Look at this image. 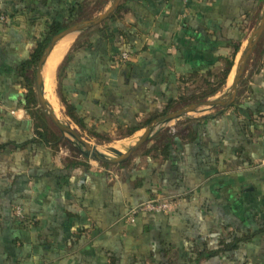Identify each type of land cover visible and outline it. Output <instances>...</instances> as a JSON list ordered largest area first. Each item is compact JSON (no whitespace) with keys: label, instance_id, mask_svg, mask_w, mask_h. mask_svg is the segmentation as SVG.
<instances>
[{"label":"crops","instance_id":"0c3cea01","mask_svg":"<svg viewBox=\"0 0 264 264\" xmlns=\"http://www.w3.org/2000/svg\"><path fill=\"white\" fill-rule=\"evenodd\" d=\"M110 1L0 0L6 17L0 21V264H195L190 252L197 246L217 248L231 236L252 239L199 264H264V32L247 64L238 110L206 115L216 119L200 132L201 152L185 147L182 178L166 171L158 153L114 176L70 169L49 145L32 143L36 128L21 66L46 23H67L71 8L82 5L75 22L89 20L91 3L102 4L100 15ZM263 14L264 0H122L110 21L57 42L68 43L57 75L77 43L90 44L73 53L62 95L88 128L127 133L198 77L221 70L236 46L238 55L248 44ZM123 52L130 59L120 64L115 56ZM155 170L179 183L165 187L175 209L123 223L129 205L148 197V182L158 183ZM141 178L145 187L134 188ZM17 206L28 222L15 219Z\"/></svg>","mask_w":264,"mask_h":264},{"label":"trees","instance_id":"16d2710c","mask_svg":"<svg viewBox=\"0 0 264 264\" xmlns=\"http://www.w3.org/2000/svg\"><path fill=\"white\" fill-rule=\"evenodd\" d=\"M83 12H84L83 5L73 7L71 8V11H70V15H71L70 20L67 23L61 22L58 20H53L49 23H46V25L44 26L43 33L41 34L40 38L37 40V44H36L34 51L29 55V57L25 60V62L21 66V75L25 81V86L27 89L26 108L29 110L30 114L33 116L35 115L33 110L38 107V100H37V95L35 91V70L38 65V62L40 61L41 56L44 50L46 49V47L48 46L52 37L59 34L63 30L69 28L70 26L74 25L75 21L83 15ZM111 19L112 18L106 20V22L110 21ZM97 29L98 28H95L92 31H95ZM86 47H90V44L84 43L83 45L81 43H77L75 48L73 49V52H71L66 57L61 67L59 68L58 75H57L58 84H59L58 94L60 96L62 103L65 105L67 116L71 118L73 122L82 131L87 132L88 136H91L95 139L109 142L110 141L109 134L99 133V132H96L95 129L88 128L84 120L76 114L75 108L71 104H69L66 101L65 97L62 95L61 86L65 78L67 69H68V63L70 62L74 52L78 51L81 48H86ZM239 50H240V47L236 46L234 48L235 52L230 57L226 58L225 60L226 68L224 70V78L219 84V88L225 84L227 77L230 74L232 67L234 66L235 57L237 53L239 52ZM115 57H116L115 59L119 61L120 64L124 63L118 59V56H115ZM32 73H33V76H32ZM211 77H215L214 73H208L206 74V76L198 77L196 80L208 79ZM187 81H185V83H187ZM189 81H191V79H189ZM194 82L195 80L193 81V83ZM195 94L196 93H194V90H191L190 86L185 88L184 92H182L178 96L177 99H171L168 102L165 109L159 112L161 114H155L152 117L155 119L152 120L151 118L148 121V124L145 123L144 126H138L135 128L128 129V132L125 133L126 137L132 136L136 132L147 127L152 121L156 120L157 118L161 116L168 114V112L170 111V108H172L174 104L185 101L186 99H189V98L191 99L194 98ZM214 94H215V90L212 92V94L209 97L213 96ZM231 107H235L238 110L239 103L236 102ZM215 119H216V116L214 115L190 119L187 121L186 124H184V127L180 131L171 132L170 130H166L158 134L153 139L155 145H153V147L150 149V151L147 154L151 153L152 151H156L160 156H162L163 163L166 164L167 169H168L166 171H169L171 174H173V178L181 177V174L183 173V169L184 167H186L187 165L186 163L188 162V159L184 157V154L187 152L185 150V147L189 146L191 147L190 148L191 151L201 152L203 150V145H202V140L200 139L201 137L200 132L202 129H205L206 126ZM35 128H36V133H35L34 139L32 140V143L34 144L39 143L40 145H44V146L49 145L50 143L46 137V134L44 132H40V126L35 124ZM3 148H5V146L0 145V150H2ZM105 165L109 166L111 164H105ZM80 166H84L85 168L90 167L88 164L84 162H80V161L70 162L68 167L70 169H76ZM117 166L126 168L124 167V164H119ZM153 173L155 177L159 176L157 180L158 183H156V180H153V179L148 182V183H151L147 189L148 197L146 199L140 200L139 202L135 204L129 205V207L126 210V214L123 218V223L135 224L138 220V217L143 214H153V215H158V216L160 215L166 216L170 214V213L169 214H157V213H149V212H139L135 216V221L133 223L127 221L129 212L133 209L138 208L144 203L155 201V200H165V201H170V202L176 201L175 197L171 198L168 193H165V187H169L172 185L171 187L176 188L178 187L179 183L171 184V182H167V180H165L166 178H164L165 171H160L159 175H157L156 170L153 171ZM126 178L128 181L131 179V178L128 179V176H126ZM145 180L146 178H141V180L140 179L137 180V182L134 185V188L140 189V188L145 187ZM15 219L21 222H26V221L28 222V219L25 217L24 214H23V217L21 218L16 217ZM251 239H252V236H242V237L231 236L229 239L221 240L217 248H210L206 243H203L200 246H197V248L194 249L193 253L192 251L190 253L194 256V263L199 264L202 260H208V259L220 256V255H227V254L230 255L232 253H235L240 248L241 244L247 241H250Z\"/></svg>","mask_w":264,"mask_h":264},{"label":"rangeland","instance_id":"374dc122","mask_svg":"<svg viewBox=\"0 0 264 264\" xmlns=\"http://www.w3.org/2000/svg\"><path fill=\"white\" fill-rule=\"evenodd\" d=\"M112 1L113 0H111L110 2L112 3ZM101 6H102V4L91 3V6H89L88 13H87V19H92V18L98 16V13L96 11ZM102 12H103V10H102ZM75 23H77V22H75ZM77 37H78V34L76 35V37H73V36L70 37L73 44L76 41ZM57 45L58 46L62 45L64 55L66 52H68L67 51L68 43L61 41ZM246 46H247V43L242 48L241 52L238 55H236L235 61H234V66L232 67L230 74L228 75L227 80L222 87L219 88V84L221 83V81L224 78V70L226 68L225 65L221 70L214 73L215 77H211L208 79L195 80V82L190 85L191 90H194V93H196L194 98H192V99L189 98V99H186L185 101L178 102V103L174 104L173 107L170 108V111L168 113H172V112H175V111H177V110H179L185 106L192 105V104H198V103H201V102H204L207 100H215V99L225 100V99H227V97L230 95V90H231L232 84H233V81H231L229 86H227L228 82H229V78H230V76H232V78H234L233 74H235L236 66L239 63L241 56L243 55V53L246 49ZM56 48H55V50H56ZM64 55H63V57H64ZM251 56H252V54H251ZM251 56H250V58H251ZM63 57H62V59H63ZM62 59H61V61H62ZM249 62H250V59H249L248 63ZM57 69H58V67H57ZM57 69H56V76H57ZM36 70H37V67H36ZM36 70H35V91H36V95H37ZM246 71H245V73H246ZM245 73H244V76H243L242 81H241L240 90H241V87H242L243 82H244L243 80H245ZM32 76H33V73H32ZM214 90H215V94L213 96L209 97ZM240 90H239V93H240ZM54 94H55V97L59 103L58 114H56L58 116V118L64 124L70 125L74 130L78 131L79 134L85 140H87L91 146H94L97 148H104V147L113 146L114 143L116 144L118 141L120 142L121 140L131 138V136L126 137V134L122 133V132L112 134L109 137V139H110L109 142L108 141H101V140L95 139L91 136H88L83 131L79 130V128H77L71 122V120L66 116L65 107H64L63 103L61 102L60 96L58 94L57 81L55 82ZM45 96H48V94H46V92H45ZM37 100H38V98H37ZM224 108L225 107H217V108L201 107L196 112H191L183 118H180L178 120H174V121L167 123V124L157 126L153 132V136H152L151 140L148 141L145 145H143L140 149H138L125 163H123L124 167H129V166L134 165V164L135 165L136 164H142L145 160V156L147 155V153L150 151V149L153 147V145H155L153 139L158 134H160L166 130H170L171 132L180 131L184 127V124L187 123L188 120L204 117L208 114L223 110ZM164 109H162V111ZM33 111L35 114L34 116L32 115L34 123L36 125L40 126V132H44L46 134V137L50 143L49 147L51 148L53 155H54V158L56 160L67 162V163L80 161V162H84V163L88 164L90 167H94V168L102 169V170H107L109 173L113 174L114 176H117L120 174V169H122L123 167H119L117 165L106 166L103 163H100V162H97L94 160H90L89 158L84 156L82 154L80 146L77 144V142L72 137H70L69 135H63L58 130V128L51 122V120L48 118V116L42 111V109L39 106V102H38V107L36 109H34ZM157 114H161V113H157ZM153 119H155V118H152V120ZM148 121L146 122V124H148ZM144 131H142V132L144 133ZM133 136H135V134H133L132 137ZM151 153H153L155 155L157 152L152 151Z\"/></svg>","mask_w":264,"mask_h":264},{"label":"water","instance_id":"95a60500","mask_svg":"<svg viewBox=\"0 0 264 264\" xmlns=\"http://www.w3.org/2000/svg\"><path fill=\"white\" fill-rule=\"evenodd\" d=\"M122 0H113L110 7L103 12L102 14L85 21H81L76 23L69 28L63 30L59 34L52 37L48 46L44 50L40 61L37 65L36 70V90H37V98L39 102V106L42 111L48 116L51 122L58 128V130L63 135H69L72 137L77 144L80 146L81 152L84 156L89 158L90 160H94L103 164H111V165H119L125 163L138 149H140L143 145H145L148 141L151 140L153 136V132L157 126L170 123L174 120H178L180 118L185 117L187 114L191 112H196L201 107L207 108H217V107H231L233 104L236 103L240 85L244 73L247 68L248 61L250 56L256 47L257 43L259 42L263 32H264V14L261 17V21L257 27V29L253 32L252 37L248 41L246 49L241 56L239 65L237 66L236 76L230 90V95L227 99H215V100H207L198 104H192L185 106L175 112L168 113L164 116L157 118L156 120L152 121L146 128L142 136L139 137L137 142L128 149L126 154H122L117 158H110L101 151L97 147L91 146L87 140H85L78 131L74 130L70 125L64 124L61 120L57 118L53 110L49 107L48 103L45 99L44 87H43V78H42V70L47 61L49 55L51 54L54 46L62 40L63 38L75 34L84 32L86 30L92 29L97 27L98 25L104 23L106 20L110 19L115 12L118 10Z\"/></svg>","mask_w":264,"mask_h":264},{"label":"bare ground","instance_id":"6f19581e","mask_svg":"<svg viewBox=\"0 0 264 264\" xmlns=\"http://www.w3.org/2000/svg\"><path fill=\"white\" fill-rule=\"evenodd\" d=\"M69 36H71V35H69ZM57 46L58 45L54 46V49L52 50L51 54L49 55L47 61L45 62L43 70H42L44 93L46 92V94H48V96H45V99H46V102H48L49 107L55 113V115L58 114V108H59V103H58V101L55 97V94H54L55 82H56V69H57L59 63L61 62V59H62L63 54H64L63 47L57 48L55 50V48ZM54 50H55V52L53 53ZM238 65H239V63L237 64V66ZM237 66H236V70H237ZM233 76H234V78H232V76H230L227 86H229L231 81L234 82V79L236 76V71H235V74H233ZM57 118H58V116H57ZM142 133L143 132L141 131V132L135 134V136H133V137L131 136V138L121 140L120 142L118 141L116 144L114 143L113 146L98 148V149H99V151H101L102 153H104L105 155H107L110 158H117L122 154H126L128 149L130 147H132L137 142V140L142 135Z\"/></svg>","mask_w":264,"mask_h":264},{"label":"built area","instance_id":"2783aa9c","mask_svg":"<svg viewBox=\"0 0 264 264\" xmlns=\"http://www.w3.org/2000/svg\"><path fill=\"white\" fill-rule=\"evenodd\" d=\"M183 3H188L189 0H182ZM0 21L5 22L6 17L0 16ZM121 62H127L130 59V55L126 52H123L119 58ZM176 207L175 202L165 201V200H155L142 204L136 209H133L129 212L127 221L133 223L135 221V216L139 212H149V213H157V214H169ZM14 215L18 218L23 217V209L19 206L14 208Z\"/></svg>","mask_w":264,"mask_h":264}]
</instances>
